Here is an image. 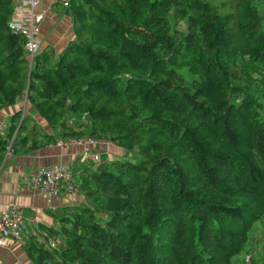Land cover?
<instances>
[{"label": "trees", "instance_id": "trees-1", "mask_svg": "<svg viewBox=\"0 0 264 264\" xmlns=\"http://www.w3.org/2000/svg\"><path fill=\"white\" fill-rule=\"evenodd\" d=\"M13 8L0 0V109L24 98L49 131L11 114L0 164L36 134L124 154L73 171L81 200L24 238L29 261L264 264V0H69L73 38L31 61Z\"/></svg>", "mask_w": 264, "mask_h": 264}, {"label": "crops", "instance_id": "crops-1", "mask_svg": "<svg viewBox=\"0 0 264 264\" xmlns=\"http://www.w3.org/2000/svg\"><path fill=\"white\" fill-rule=\"evenodd\" d=\"M36 12L44 14L39 26L41 48L50 47L55 53L60 52L74 36L69 14L62 7L60 0H42L36 8ZM19 110L32 113L31 107L23 98L13 106L0 109V121H8L9 116ZM32 117L43 130L49 131V128L40 117L33 113ZM29 125L28 123V127H30ZM28 131L27 134L30 137L31 132ZM36 135L39 141L38 147L25 154H8L0 164V210L6 205L14 204L21 208L23 216H25L19 235L17 237H6L3 245L0 246V264H14L17 261L23 264H32L23 250L24 238L29 234H39V230L41 231L40 225H56L50 211L70 206L81 200V196L77 193L73 195L60 193L57 196L48 197L39 191L33 190L29 185V180L37 170L62 164L69 167L73 173L75 170L80 171L82 167L95 163L92 154L96 152H100L101 157L107 159L124 155L120 147L113 146L114 149H112L105 143V140H100V145L97 147L78 144L59 147L56 144L57 140L53 143H45L41 135ZM28 144H31V141H28Z\"/></svg>", "mask_w": 264, "mask_h": 264}, {"label": "built area", "instance_id": "built-area-1", "mask_svg": "<svg viewBox=\"0 0 264 264\" xmlns=\"http://www.w3.org/2000/svg\"><path fill=\"white\" fill-rule=\"evenodd\" d=\"M13 3V13L9 21L11 30L21 33L25 36L24 50L28 55L29 61L40 51L41 40H39V26L44 18V14L36 12V8L41 4L42 0H11ZM69 0H60L63 8H66ZM24 112L22 113V116ZM9 123L7 120L0 121V136H4ZM10 139L7 146L5 156L12 153ZM98 139L89 136L81 138H69L67 140H57L59 147L78 144L82 146L97 147ZM85 154V153H84ZM100 156L99 152L92 154V158L96 161ZM29 185L33 190L39 191L48 197H54L60 193L73 195L77 193L74 184L73 174L69 167L62 164H56L50 167H43L37 170L31 179ZM24 216L20 207L14 204L6 205L0 210V246L8 236L19 235V230L23 224ZM14 264H23L20 261Z\"/></svg>", "mask_w": 264, "mask_h": 264}, {"label": "rangeland", "instance_id": "rangeland-1", "mask_svg": "<svg viewBox=\"0 0 264 264\" xmlns=\"http://www.w3.org/2000/svg\"><path fill=\"white\" fill-rule=\"evenodd\" d=\"M59 9H61L60 7H58ZM41 24V23H40ZM40 28V27H39ZM39 40H40V38H39ZM41 44V43H40ZM29 124H31V122H29ZM42 132V131H41ZM100 140H102V139H100ZM100 140H99V142H100ZM106 142V144H108L109 145V147L110 148H112V149H114V147H116L117 145H115L111 140H105ZM100 145V143L98 144V146ZM114 146V147H113ZM89 147V146H88ZM100 153V152H99ZM101 155V154H100ZM260 248H259V246H257V244H255L254 245V247H253V249L251 250V251H249V253H247L246 255H244V253H242V254H240V257L242 258L243 257V255H244V260L245 261H247V262H250V258L252 257L251 255H257V252H258V250H259ZM251 252H253V253H251Z\"/></svg>", "mask_w": 264, "mask_h": 264}, {"label": "water", "instance_id": "water-1", "mask_svg": "<svg viewBox=\"0 0 264 264\" xmlns=\"http://www.w3.org/2000/svg\"><path fill=\"white\" fill-rule=\"evenodd\" d=\"M111 141H112V139H111Z\"/></svg>", "mask_w": 264, "mask_h": 264}]
</instances>
